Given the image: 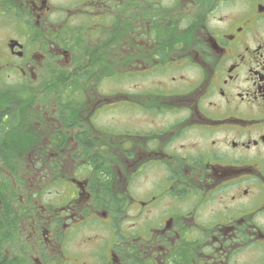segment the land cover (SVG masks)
Here are the masks:
<instances>
[{
    "label": "flooded vegetation",
    "instance_id": "af4514ba",
    "mask_svg": "<svg viewBox=\"0 0 264 264\" xmlns=\"http://www.w3.org/2000/svg\"><path fill=\"white\" fill-rule=\"evenodd\" d=\"M7 264H264V0H0Z\"/></svg>",
    "mask_w": 264,
    "mask_h": 264
},
{
    "label": "rangeland",
    "instance_id": "374dc122",
    "mask_svg": "<svg viewBox=\"0 0 264 264\" xmlns=\"http://www.w3.org/2000/svg\"><path fill=\"white\" fill-rule=\"evenodd\" d=\"M8 246L7 236L0 234V251H5Z\"/></svg>",
    "mask_w": 264,
    "mask_h": 264
},
{
    "label": "trees",
    "instance_id": "16d2710c",
    "mask_svg": "<svg viewBox=\"0 0 264 264\" xmlns=\"http://www.w3.org/2000/svg\"><path fill=\"white\" fill-rule=\"evenodd\" d=\"M0 264H7V257L0 253Z\"/></svg>",
    "mask_w": 264,
    "mask_h": 264
}]
</instances>
